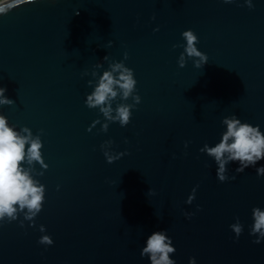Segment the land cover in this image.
I'll use <instances>...</instances> for the list:
<instances>
[{
	"label": "water",
	"instance_id": "obj_1",
	"mask_svg": "<svg viewBox=\"0 0 264 264\" xmlns=\"http://www.w3.org/2000/svg\"><path fill=\"white\" fill-rule=\"evenodd\" d=\"M242 5L34 0L0 15V86L14 100L0 111L34 133L43 130L49 164L35 225L0 226V264H148L140 248L157 229L172 238L176 264L189 257L197 264H264V241L253 243L248 233L251 208L264 206V176L251 167L235 173L229 164L236 178L219 182L212 158L199 152L218 140L225 115L264 129V0ZM188 28L208 55L199 68L191 59L177 64L183 48L173 45ZM125 51L141 103L127 126L89 131L103 118L84 104L92 77L82 73L105 55L123 59ZM108 139L125 153L112 163L100 148ZM237 216L244 231L235 239L229 225ZM40 224L52 245L38 243Z\"/></svg>",
	"mask_w": 264,
	"mask_h": 264
},
{
	"label": "clouds",
	"instance_id": "obj_2",
	"mask_svg": "<svg viewBox=\"0 0 264 264\" xmlns=\"http://www.w3.org/2000/svg\"><path fill=\"white\" fill-rule=\"evenodd\" d=\"M234 2L235 0H223L225 4ZM31 3H34V0H0V15L7 14L17 6ZM244 5L251 9L254 7L253 0H243L242 6ZM157 30L158 28L153 29ZM180 35L183 43L173 45V48H183L177 58L178 66L184 67L186 61L191 59L195 67H202L208 61V55L198 49L197 34L188 28ZM111 44L112 41L109 40L108 45ZM127 58V51L120 60L105 55L92 66L90 73L87 70L82 73L92 77L87 81L91 91L85 94L84 104L90 109H96L103 118L98 116L94 119L89 131L97 124H100L99 131L102 132H107L109 124L113 122H118L121 127L127 126L133 114L132 110L141 103L134 70L125 63ZM6 92L7 88L0 86V106L14 103ZM220 123L222 131L218 140L211 145L205 142L199 148L200 153L212 158L217 180L225 182L236 178L235 175H228L229 164L236 165L235 173L244 172L251 167L258 177L264 176V164H258L264 160V129L259 124L242 121L236 113L223 116ZM42 132L41 129L34 133L26 125L10 122L4 112L0 111V226L17 220L21 227L25 221L29 227L34 226L35 218L44 207L47 188L40 177L49 168V164L43 156ZM112 143L113 141L108 139L100 145L108 163L125 155L124 152L114 151ZM184 146L187 148L188 141L184 142ZM197 187L198 185L192 188L185 203H192ZM59 188L57 185V190ZM149 194H153L152 189H149ZM184 215L188 218L192 213L185 212ZM250 218L248 233L254 237L252 242L259 244L264 241V206L254 205ZM38 227L41 233L38 243L52 245V237L47 233L45 225L40 224ZM229 228L235 234L234 238L238 239L244 231V224L237 216ZM175 251L167 229H157L146 236L139 254L147 259L148 264H176V260L170 255ZM188 264H197L196 258L189 257Z\"/></svg>",
	"mask_w": 264,
	"mask_h": 264
}]
</instances>
